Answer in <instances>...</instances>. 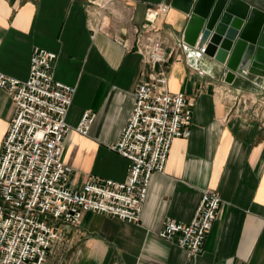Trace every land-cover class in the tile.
I'll return each instance as SVG.
<instances>
[{"label":"crops","instance_id":"0c3cea01","mask_svg":"<svg viewBox=\"0 0 264 264\" xmlns=\"http://www.w3.org/2000/svg\"><path fill=\"white\" fill-rule=\"evenodd\" d=\"M92 1L0 0V73L26 81L32 53L44 49L58 56L55 81L77 89L62 154L75 188L91 178L128 177L129 162L110 147L150 70L135 52L132 28L143 25L148 6L166 0H116L106 11ZM243 1L264 12V0ZM188 20L171 8L156 23L169 92L194 101V116L191 136L173 141L165 173L152 177L141 221L85 213L77 228L59 227L62 239L44 264H264V78L239 74L227 84L223 66L184 42ZM87 112L95 118L84 136L75 128ZM14 114L0 89V157ZM205 191L222 204L203 251L191 258L159 232L168 220L189 224Z\"/></svg>","mask_w":264,"mask_h":264},{"label":"built area","instance_id":"2783aa9c","mask_svg":"<svg viewBox=\"0 0 264 264\" xmlns=\"http://www.w3.org/2000/svg\"><path fill=\"white\" fill-rule=\"evenodd\" d=\"M115 1L94 0L91 5L106 11ZM171 1L148 6L143 25L132 28L135 52L150 70L137 83L120 140L110 147L129 162L128 177L121 183L91 178L80 188L70 184L71 169L62 154L77 89L55 81L58 56L36 49L26 81L0 73V89L15 108L0 157V264H44L52 245L62 239L59 227L77 228L85 213L132 224L141 221L152 177L165 173L173 141L191 136L194 116V101L169 92L163 67L168 55L156 23L169 13ZM105 21L96 24L95 32L105 28ZM199 52L206 54L205 49ZM83 115L75 130L87 136L95 116ZM221 204L217 193L205 191L193 220H168L159 237L196 258Z\"/></svg>","mask_w":264,"mask_h":264},{"label":"water","instance_id":"95a60500","mask_svg":"<svg viewBox=\"0 0 264 264\" xmlns=\"http://www.w3.org/2000/svg\"><path fill=\"white\" fill-rule=\"evenodd\" d=\"M189 17L184 42L205 49L233 85L239 74L264 78V12L243 0H172Z\"/></svg>","mask_w":264,"mask_h":264}]
</instances>
